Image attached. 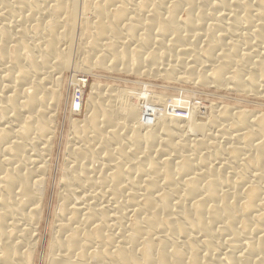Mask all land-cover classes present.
I'll use <instances>...</instances> for the list:
<instances>
[{
	"label": "bare ground",
	"instance_id": "1",
	"mask_svg": "<svg viewBox=\"0 0 264 264\" xmlns=\"http://www.w3.org/2000/svg\"><path fill=\"white\" fill-rule=\"evenodd\" d=\"M97 67L264 98V0H0V264L46 245L61 80ZM166 96L91 87L46 264H264L263 109Z\"/></svg>",
	"mask_w": 264,
	"mask_h": 264
},
{
	"label": "rangeland",
	"instance_id": "2",
	"mask_svg": "<svg viewBox=\"0 0 264 264\" xmlns=\"http://www.w3.org/2000/svg\"><path fill=\"white\" fill-rule=\"evenodd\" d=\"M75 52L76 51L73 52V61L78 60L77 53ZM74 75L75 72L71 69L64 74L63 76L64 79L62 78L61 80L62 82H61L60 93L62 92L61 93L62 95H61V102L59 107L60 109L58 110V131H57L58 141L54 149V155L51 160L52 162L51 172L49 174V184H48L47 197H46V203L48 206L46 207L44 212L47 223L43 225V230H42L43 232L42 238L44 236L43 241L44 242L47 241V242L44 248L41 249V253L37 255L35 264H46L45 260L48 251L47 249L48 239L50 238L49 231L51 228V224L54 220L53 210L58 201L57 194L59 192V182H60L59 180L62 174L63 151L65 150V146L69 138V134L71 130L70 128L71 120L76 119L80 121L85 119L86 116L85 112L87 110L86 109L87 98L91 91V87L94 84H100L104 87H109V88L113 87V88L125 89L130 92L132 91V93L138 95L139 97H142L144 94L167 95L166 97L168 102L175 96V99L179 97L182 98L183 101L186 102L188 101V103L190 102L191 104L199 103V102L200 103L205 102L209 104L216 103L214 105L220 104V105H227L230 107H234V108L237 107L251 111H255V109L256 111L261 110L260 112L264 111V98H254L252 96L238 94L236 92L232 93L226 90L217 91L214 88H210V87L207 88L206 86H200V85L196 86L193 84L180 85L178 83L176 84V83L168 82L164 79L156 80L146 76L143 77V76L129 75L125 73H114V72L111 73V71L107 72L102 68L100 69V67L99 68L97 67L92 71L91 74L84 75L83 79L85 80V84L79 87L74 83ZM137 81H139L140 83ZM80 89L83 93H82L81 101L78 104L77 98L74 96L76 93L74 94V92H76L77 90L79 91ZM215 93L218 94L216 95ZM231 93L233 95H231ZM234 99L237 100L235 101ZM238 101H240L241 103ZM247 102L248 103L252 102V103L248 104ZM257 103L260 104L258 105ZM73 111L75 113H72Z\"/></svg>",
	"mask_w": 264,
	"mask_h": 264
}]
</instances>
